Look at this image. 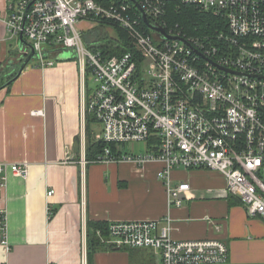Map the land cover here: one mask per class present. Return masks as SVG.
I'll use <instances>...</instances> for the list:
<instances>
[{
    "label": "built area",
    "instance_id": "1",
    "mask_svg": "<svg viewBox=\"0 0 264 264\" xmlns=\"http://www.w3.org/2000/svg\"><path fill=\"white\" fill-rule=\"evenodd\" d=\"M134 2L19 0L10 7L5 25L11 40L23 33L42 67L54 63L46 58L50 46L71 49L83 79L92 76V89L84 83V113L100 127L95 141L105 144L93 163H130L137 168L159 163L156 178L165 187L168 206L177 208L190 186L173 184L174 170L218 173L225 193L238 198L246 215L264 221V0ZM169 3L194 5L222 20L224 28L189 37L166 23ZM140 10L150 25L182 40L152 32ZM80 23L118 27L138 57H104L84 44ZM29 52L21 50L22 60ZM131 142H144L147 151L123 153L121 145ZM8 169L19 176L27 173L26 165L0 162V187ZM47 214H53L49 205ZM171 224L169 216L108 222L106 235L96 234L112 249H151L162 264H229L225 242L175 240ZM0 236L6 245L4 216Z\"/></svg>",
    "mask_w": 264,
    "mask_h": 264
},
{
    "label": "crops",
    "instance_id": "2",
    "mask_svg": "<svg viewBox=\"0 0 264 264\" xmlns=\"http://www.w3.org/2000/svg\"><path fill=\"white\" fill-rule=\"evenodd\" d=\"M18 1L0 0L3 84L23 61L24 47L9 39L5 25ZM63 51L47 52L52 65L29 63L10 85L0 88V162L27 167L24 176L8 169L0 187L7 242L3 245L0 236V264H88V221L166 216L172 219L170 236L175 240L219 239L228 248L229 264H264V221L246 215L238 198L225 193L218 173L174 170L173 184L190 186L177 208L168 206L165 187L156 178L159 163L137 168L86 161L84 79L73 51ZM96 126L95 136L100 132ZM91 264L129 262L127 254L117 250L97 252Z\"/></svg>",
    "mask_w": 264,
    "mask_h": 264
},
{
    "label": "trees",
    "instance_id": "3",
    "mask_svg": "<svg viewBox=\"0 0 264 264\" xmlns=\"http://www.w3.org/2000/svg\"><path fill=\"white\" fill-rule=\"evenodd\" d=\"M17 1V0H15ZM166 23L169 27L178 26L181 32L189 37H198L205 34L213 33L222 24V20L213 17L212 14L200 11L193 6L178 5L176 3H169L167 5ZM220 22V23H219ZM117 34V40L101 39L102 45L91 47V49L99 50L104 57H122L127 53L133 54L136 58L138 54L134 46L128 40L124 31L118 27H111ZM147 30V29H146ZM168 30V28H167ZM223 30V29H222ZM147 32L150 33L149 30ZM90 47V46H88ZM56 50V47L50 46L49 50ZM137 60V59H136ZM18 70L14 71L9 80L15 78ZM3 85V80H0V88ZM93 124H97L91 116H86V149L85 159L88 162L95 161L101 154H103L105 144L102 141H95V132H93ZM107 223L105 222H87L86 227V257L88 264H91L94 254L101 251H117L120 249H112L101 244L97 231H101L106 235Z\"/></svg>",
    "mask_w": 264,
    "mask_h": 264
},
{
    "label": "rangeland",
    "instance_id": "4",
    "mask_svg": "<svg viewBox=\"0 0 264 264\" xmlns=\"http://www.w3.org/2000/svg\"><path fill=\"white\" fill-rule=\"evenodd\" d=\"M83 31V42L87 46L99 47L102 45L101 39L117 40V34L111 27L103 25L87 24L79 27ZM65 53L72 51L71 49H63ZM38 59L35 57L30 63H35ZM85 87L92 89L94 86L92 76L87 74L84 78ZM98 125V124H97ZM93 129L96 130V124H93ZM121 151L125 154H140L147 151L144 142H131L121 145ZM121 252L127 254L129 264H162L158 253L146 248H121Z\"/></svg>",
    "mask_w": 264,
    "mask_h": 264
},
{
    "label": "water",
    "instance_id": "5",
    "mask_svg": "<svg viewBox=\"0 0 264 264\" xmlns=\"http://www.w3.org/2000/svg\"><path fill=\"white\" fill-rule=\"evenodd\" d=\"M131 1H133L134 2V0H131ZM33 3V2H32ZM135 3V2H134ZM135 5L138 7L139 5H137V3H135ZM141 11V16H142V20L144 21V23L147 25V27L152 31V32H157V33H159V34H161L162 35V37L164 38V39H166V40H182V39H180V38H177V37H174V36H170V35H168L167 33H166V31L163 29V28H161V27H159V26H156V25H150L149 23H148V19H147V17H146V15H145V13L142 11V10H140ZM18 46L20 47V49H22L23 47H25V48H28V50L30 51L29 52V54L27 55V57L25 58V59H23V61L21 62V64H20V67H19V69H18V74H17V76L20 74V72L30 63V61L32 60V59H34L35 58V56H36V53H35V51H33V49L30 47V45L24 40V38H23V33H20L19 34V38H18ZM17 76L15 77V78H12V79H10V80H8L6 83H4L3 85H2V89L3 88H5V87H7L8 85H10L16 78H17Z\"/></svg>",
    "mask_w": 264,
    "mask_h": 264
}]
</instances>
